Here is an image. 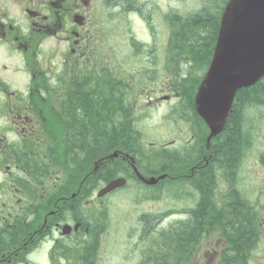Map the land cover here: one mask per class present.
<instances>
[{"label":"flooded vegetation","instance_id":"flooded-vegetation-1","mask_svg":"<svg viewBox=\"0 0 264 264\" xmlns=\"http://www.w3.org/2000/svg\"><path fill=\"white\" fill-rule=\"evenodd\" d=\"M167 10L159 0H0V264H264V153L254 164L253 241L245 228L238 244L230 220L247 207L242 140L233 156L219 139L229 132L207 141L181 60L168 57L179 14ZM121 14L134 15L149 42L130 30V43H116ZM120 52L134 59L132 72ZM258 102L264 114V95ZM244 108L229 118L241 124ZM152 112L160 124L140 123ZM169 113L188 138L175 156L167 149L176 140L164 144L152 171L135 133L160 130ZM138 174L164 178L149 185ZM117 178L124 186L100 195ZM132 181L151 190L177 183L191 203L172 220L136 219L134 209L114 219L105 200Z\"/></svg>","mask_w":264,"mask_h":264},{"label":"rangeland","instance_id":"rangeland-1","mask_svg":"<svg viewBox=\"0 0 264 264\" xmlns=\"http://www.w3.org/2000/svg\"><path fill=\"white\" fill-rule=\"evenodd\" d=\"M159 2L163 9H168L167 11L173 10V13H177L180 16L198 12L203 6L201 0H159ZM120 18V22L115 27L116 35L114 41L116 43L122 45L130 43L132 33L139 41L145 43L149 42V34L145 26L136 20L134 15L121 14ZM153 24L158 31L161 29V26L158 25L155 20ZM108 28L109 30L112 28V21L110 20H108ZM126 49L127 48H125V50ZM126 56H129L128 52H120V58L123 60L124 67L132 72L134 69L131 67L129 68V66H133L134 59ZM138 65L139 64H136L135 67H138ZM169 68V74L177 69L171 66ZM183 70L184 71L180 72V75H183V73L186 74L185 67ZM195 74L194 71L189 73L191 78ZM202 74L203 73L200 71L197 73L198 76H202ZM175 117V114L169 113L167 123L163 125L160 130L146 129L144 131H138L140 133V145L142 149L140 154H137L139 156V161L145 165L147 169L152 171L159 169L161 164L160 150L164 144L169 143L171 140H176L175 145L167 149V153L173 156H175L176 151L185 144L188 137L184 136V133L179 132L178 125L182 123L176 121ZM240 121V130L242 132L240 155L242 156L244 165L242 170H240L241 172L238 174V176L240 175L239 187L243 199L251 204L254 203L260 185L255 175L256 168L254 164L262 152L264 153L263 111L255 105H248L243 109ZM140 123L147 125L160 124V113L152 112L148 118H144ZM219 139H222V136L219 137ZM150 143H153V145L151 146ZM179 189V185L173 183L169 185V187L164 185L156 187L155 190H151L146 189V186L142 184L132 181L125 189L108 196L105 202L110 205L114 219H128L127 210L134 209L136 219H141L145 217L143 215H148L150 213L162 215L168 212L170 216L165 219L172 220L177 218L175 209L179 205L191 203V198L182 195ZM220 200H222V197ZM257 251H264V237L262 240H259Z\"/></svg>","mask_w":264,"mask_h":264},{"label":"water","instance_id":"water-1","mask_svg":"<svg viewBox=\"0 0 264 264\" xmlns=\"http://www.w3.org/2000/svg\"><path fill=\"white\" fill-rule=\"evenodd\" d=\"M263 76L264 0H228L210 64L194 98L195 109L210 130L208 142L223 130L236 92L254 85ZM138 176L150 185L164 178ZM124 183L123 178L114 179L100 195Z\"/></svg>","mask_w":264,"mask_h":264},{"label":"trees","instance_id":"trees-1","mask_svg":"<svg viewBox=\"0 0 264 264\" xmlns=\"http://www.w3.org/2000/svg\"><path fill=\"white\" fill-rule=\"evenodd\" d=\"M203 6L200 11L191 13L186 16H175L170 22V34L168 38V44L170 49L168 50V57L172 61H180L182 67L186 69V76L189 78L188 84L191 88V93L194 94L196 87L202 79V76L209 66L212 58L213 49L216 43L219 23L223 9L228 0H201ZM188 70V71H187ZM194 71L196 73L192 78L189 73ZM202 72V76H198V72ZM192 79V81H191ZM264 95V76L255 83L253 86L240 89L235 96V102L232 106L233 110L258 105L259 96ZM233 127L230 128L229 126ZM240 122L228 118L224 127V132H229L230 135H221L222 140H230V145H222L223 155L226 156L235 155L238 147L239 140H242V132ZM136 141L140 138V133L136 131ZM122 135V134H121ZM120 135V140L122 137ZM220 136V137H221ZM217 139V138H216ZM137 147H140L137 144ZM226 149L230 152H226ZM89 153H92L91 149ZM231 237L232 240L239 244L242 233L245 228L247 230V238L250 243L252 240L251 230L255 227L253 221H255V211L247 202L245 209L237 208L231 212ZM249 244L248 249H250Z\"/></svg>","mask_w":264,"mask_h":264},{"label":"bare ground","instance_id":"bare-ground-1","mask_svg":"<svg viewBox=\"0 0 264 264\" xmlns=\"http://www.w3.org/2000/svg\"><path fill=\"white\" fill-rule=\"evenodd\" d=\"M142 8V7H141Z\"/></svg>","mask_w":264,"mask_h":264}]
</instances>
